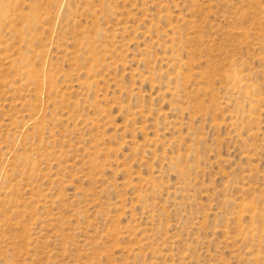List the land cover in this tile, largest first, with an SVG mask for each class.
<instances>
[{
  "label": "rangeland",
  "instance_id": "374dc122",
  "mask_svg": "<svg viewBox=\"0 0 264 264\" xmlns=\"http://www.w3.org/2000/svg\"><path fill=\"white\" fill-rule=\"evenodd\" d=\"M0 264H264V0H0Z\"/></svg>",
  "mask_w": 264,
  "mask_h": 264
}]
</instances>
